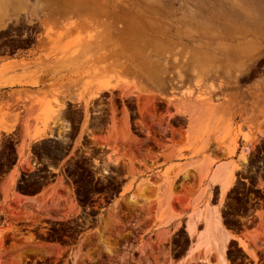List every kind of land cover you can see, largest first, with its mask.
<instances>
[{
    "label": "rangeland",
    "instance_id": "obj_1",
    "mask_svg": "<svg viewBox=\"0 0 264 264\" xmlns=\"http://www.w3.org/2000/svg\"><path fill=\"white\" fill-rule=\"evenodd\" d=\"M49 1L0 0V264H264V0Z\"/></svg>",
    "mask_w": 264,
    "mask_h": 264
},
{
    "label": "bare ground",
    "instance_id": "obj_2",
    "mask_svg": "<svg viewBox=\"0 0 264 264\" xmlns=\"http://www.w3.org/2000/svg\"><path fill=\"white\" fill-rule=\"evenodd\" d=\"M37 1V0H36ZM40 1V3H39V7H37V3H36V5L33 7V8H28L29 7V2H28V0H7V3H9L10 5H11V13L12 14H14V16H15V18H14V20H16L17 19V17H18V14H19V10H22L23 12L22 13H25V17L23 16V18L25 19V21L27 22V24L28 23H31V21H32V16H34L35 17V19H39V21L41 22V24L42 25H44V20L46 19V16H47V14H49V9H50V6L49 5H51L49 2V0H39ZM34 5V4H33ZM5 6V5H4ZM3 6V7H4ZM6 7V6H5ZM28 8V9H27ZM37 8V9H36ZM3 10H4V8H2ZM2 9L0 10V27H3V26H5V24H6V22L7 21H9V19H10V17H9V15H11V13H8L7 15H4V17H2L3 15H2ZM6 10H5V12L4 13H6L8 10H7V8H5ZM37 11H39L40 12V14H37L36 12ZM54 11H56L57 13H60V11L58 10V9H55ZM28 12V14L26 15V13ZM38 12V13H39ZM19 16H21V14H19ZM48 18V17H47ZM12 19V18H11ZM19 20V19H18ZM34 20V19H33ZM35 26V25H34ZM72 26H74V23L73 22H68V23H64V26L62 27L63 28V31H58V33H57V38L58 37H60L61 35H63V34H65L67 31H69L70 29H71V27ZM50 27V26H49ZM49 27H47V30H46V32H44V35H43V39L41 38H39L38 40L39 41H46L45 39H51V36H50V29L51 28H49ZM34 28V27H33ZM37 28H39V27H37ZM36 28V29H37ZM55 40V39H54ZM78 42V41H77ZM245 49H246V51H248L249 52V57L247 58V60H251L253 57L255 58V56L256 55H258L262 50L258 47V44L257 43H255L254 41H251V40H248L247 41V43H246V45H245ZM74 53V52H73ZM49 56V55H48ZM46 58H47V55H46ZM263 59H264V56L262 57ZM125 62V61H124ZM128 62V61H127ZM126 62V63H127ZM123 63V62H122ZM125 63V64H126ZM127 66L129 65V64H126ZM218 68V67H217ZM220 70H221V68H220ZM226 70V69H225ZM209 70H207V71H205L204 72V74H206V72H208ZM223 71V70H222ZM232 71V70H231ZM219 72V71H218ZM224 72H226V71H224ZM217 73V72H216ZM232 74L234 73V71L233 72H231ZM223 74V73H222ZM46 75V74H45ZM221 75V74H220ZM237 74H235V77H237L236 76ZM242 75V74H241ZM217 76H219V74L217 75ZM219 78H220V76H219ZM238 78H239V76H238ZM243 78V77H242ZM36 80V79H35ZM238 80V79H237ZM3 82V81H2ZM5 82V81H4ZM10 83H12V82H10ZM2 85V84H1ZM3 86H4V84H3ZM264 89V88H263ZM188 104V103H187ZM188 106V105H187ZM187 106H186V108H187ZM39 129V128H38ZM261 130V129H260ZM5 131V130H4ZM44 132V130L43 129H41V130H36L34 133H32L30 136H31V138H37V137H39L42 133ZM259 133V135L258 136H260V137H263L264 138V130L263 131H259L258 132ZM233 146V145H232ZM232 146H230L229 145V147L230 148H228V150L229 149H231V148H233ZM234 150V149H233ZM230 152H232L231 150H230ZM245 153H247V152H245ZM244 157H245V155L244 156H242V158L244 159ZM245 161V160H244ZM225 175H227V176H225L224 178H223V180H219V179H221L222 177H220V178H218V180L220 181V190H221V192H225L231 185H232V181H233V177H232V175L230 174V175H228V174H225ZM219 177V176H218ZM191 228V227H190ZM206 229H207V234H206V239L209 241V242H216L218 239H220V238H222V233H221V231H220V228H219V226H218V224L215 222V221H212L211 219H208V221H207V223H206ZM224 237H226V236H224ZM21 252V251H20ZM17 253V252H16ZM22 253V252H21ZM15 254V253H14ZM20 253H17V256H20L19 255ZM12 255V254H11ZM16 255V254H15ZM15 255H14V257H15ZM10 256V255H9ZM13 256V255H12ZM11 256V257H12ZM16 256V259L18 260V257ZM77 257V256H76ZM76 257L74 256V260L76 259ZM9 259V258H8ZM16 259H9L10 261V263L9 264H15V260ZM81 259H82V257H81ZM81 259H79V260H81ZM15 262H14V261ZM13 261V262H12ZM7 262V261H6ZM74 262V261H73ZM8 263V262H7ZM79 263V262H78Z\"/></svg>",
    "mask_w": 264,
    "mask_h": 264
},
{
    "label": "crops",
    "instance_id": "obj_3",
    "mask_svg": "<svg viewBox=\"0 0 264 264\" xmlns=\"http://www.w3.org/2000/svg\"><path fill=\"white\" fill-rule=\"evenodd\" d=\"M3 62V61H2ZM1 61H0V63H2ZM230 172H226V173H223V170L222 171H220V173L217 175V176H219V177H214V179H215V181L219 184V187H220V181L221 180H223V178L225 177V176H227V175H225V174H229ZM223 176V177H222ZM220 177H222L221 179H219L218 180V178H220ZM214 180H212V181H210V183H213V182H215Z\"/></svg>",
    "mask_w": 264,
    "mask_h": 264
}]
</instances>
